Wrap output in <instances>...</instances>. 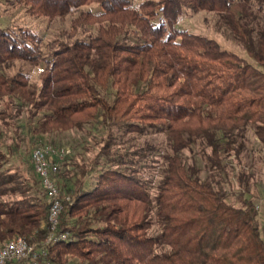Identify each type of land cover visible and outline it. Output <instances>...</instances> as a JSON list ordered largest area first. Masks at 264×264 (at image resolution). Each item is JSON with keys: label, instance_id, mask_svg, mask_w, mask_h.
Returning <instances> with one entry per match:
<instances>
[{"label": "trees", "instance_id": "16d2710c", "mask_svg": "<svg viewBox=\"0 0 264 264\" xmlns=\"http://www.w3.org/2000/svg\"><path fill=\"white\" fill-rule=\"evenodd\" d=\"M0 4V242L49 233L41 178L6 166L8 154L101 130L93 158L71 148L54 173L70 197L56 229L67 238L9 264H264L254 173L241 160L248 127L264 148V0ZM19 10L71 16L47 35ZM199 10L246 56L178 25Z\"/></svg>", "mask_w": 264, "mask_h": 264}, {"label": "rangeland", "instance_id": "374dc122", "mask_svg": "<svg viewBox=\"0 0 264 264\" xmlns=\"http://www.w3.org/2000/svg\"><path fill=\"white\" fill-rule=\"evenodd\" d=\"M140 0H133L134 3ZM98 7L97 4L91 3L82 6L83 8ZM0 12L1 4H0ZM17 17L23 18L29 24L40 28L47 35H50L57 27H65L68 24L71 15L65 18H55L50 22H46L45 18L26 16L23 11L16 12ZM178 25L188 30L208 35L215 38L223 47L237 52L242 56H246L244 48L231 37L230 31L218 21V17L214 12L199 10L196 12L185 13L180 16ZM90 129L91 135L86 134V130L72 129L61 133H55L47 137L44 141L53 143L54 141L59 146H68L70 148H77L80 155L85 157V160L93 158L98 149L101 130L91 129L90 125H86V129ZM25 130V129H24ZM160 136V135H159ZM244 142L246 148L242 151V163L248 165L250 170L254 173V178L251 181L250 191L256 196V207L258 211V220L260 225L261 234L264 237V148L255 136L253 129L248 127L245 131ZM33 145H30V140L20 142V145L12 153L8 154V162L6 166L18 170L25 176L35 175L31 152ZM188 159H192L190 151H185ZM197 159L200 161L199 155L196 154ZM233 161V165L237 170L239 166ZM247 166V167H248ZM204 174V172H203ZM36 176V175H35ZM235 178V173H234Z\"/></svg>", "mask_w": 264, "mask_h": 264}, {"label": "built area", "instance_id": "2783aa9c", "mask_svg": "<svg viewBox=\"0 0 264 264\" xmlns=\"http://www.w3.org/2000/svg\"><path fill=\"white\" fill-rule=\"evenodd\" d=\"M71 153L68 146L56 147L51 143L38 142L32 149L31 158L35 172L41 178L45 188L49 207L47 223L49 233L41 243H30L22 236H16L0 242V264H9L13 260L31 256L35 258L39 253L44 254L45 247L53 241L66 239L67 231H57L58 218L64 200H69V194H63L57 185L56 173L62 161Z\"/></svg>", "mask_w": 264, "mask_h": 264}]
</instances>
